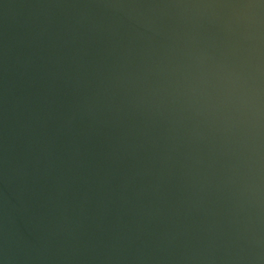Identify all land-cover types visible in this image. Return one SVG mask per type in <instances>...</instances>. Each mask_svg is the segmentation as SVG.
Segmentation results:
<instances>
[{
  "label": "water",
  "instance_id": "1",
  "mask_svg": "<svg viewBox=\"0 0 264 264\" xmlns=\"http://www.w3.org/2000/svg\"><path fill=\"white\" fill-rule=\"evenodd\" d=\"M0 264H264V0H0Z\"/></svg>",
  "mask_w": 264,
  "mask_h": 264
}]
</instances>
